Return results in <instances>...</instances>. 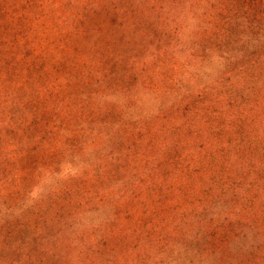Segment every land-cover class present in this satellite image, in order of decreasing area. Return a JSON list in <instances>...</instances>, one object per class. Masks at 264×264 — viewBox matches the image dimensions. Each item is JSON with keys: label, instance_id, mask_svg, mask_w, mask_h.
Wrapping results in <instances>:
<instances>
[{"label": "rangeland", "instance_id": "1", "mask_svg": "<svg viewBox=\"0 0 264 264\" xmlns=\"http://www.w3.org/2000/svg\"><path fill=\"white\" fill-rule=\"evenodd\" d=\"M0 264H264V0H0Z\"/></svg>", "mask_w": 264, "mask_h": 264}]
</instances>
